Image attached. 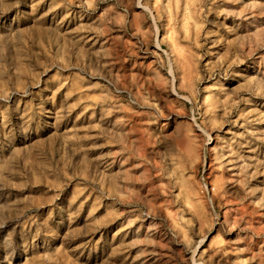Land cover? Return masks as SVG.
<instances>
[{
    "label": "rangeland",
    "instance_id": "374dc122",
    "mask_svg": "<svg viewBox=\"0 0 264 264\" xmlns=\"http://www.w3.org/2000/svg\"><path fill=\"white\" fill-rule=\"evenodd\" d=\"M0 264H264V0H0Z\"/></svg>",
    "mask_w": 264,
    "mask_h": 264
}]
</instances>
